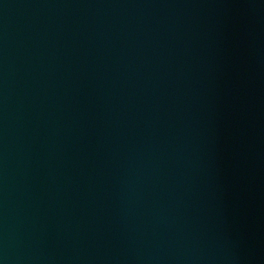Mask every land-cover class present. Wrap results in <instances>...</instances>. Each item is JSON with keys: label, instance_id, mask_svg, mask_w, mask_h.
Segmentation results:
<instances>
[{"label": "water", "instance_id": "obj_1", "mask_svg": "<svg viewBox=\"0 0 264 264\" xmlns=\"http://www.w3.org/2000/svg\"><path fill=\"white\" fill-rule=\"evenodd\" d=\"M0 264H264V0H0Z\"/></svg>", "mask_w": 264, "mask_h": 264}]
</instances>
